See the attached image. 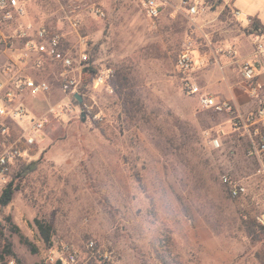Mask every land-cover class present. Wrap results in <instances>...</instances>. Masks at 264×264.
I'll return each instance as SVG.
<instances>
[{
    "label": "rangeland",
    "instance_id": "obj_1",
    "mask_svg": "<svg viewBox=\"0 0 264 264\" xmlns=\"http://www.w3.org/2000/svg\"><path fill=\"white\" fill-rule=\"evenodd\" d=\"M20 1L25 14L1 27L5 33L21 24H45L74 55L88 53L86 67L109 70L110 76L95 88L96 72L77 71L80 103L62 89L59 63L47 60L39 69L26 64L25 73L47 81L50 91L25 93L21 103L30 116L48 122L29 155L0 177V193L10 181L17 186L0 209V252L5 239L13 252L0 264H49L52 249L83 246L89 239L109 252L103 264H264V229L250 233L246 227L248 220L259 224L264 211V175L230 116L202 106L184 85L186 76L201 87L208 80L219 83L212 89L227 99L229 81L249 110L264 100V73L256 97L238 67L253 50L243 25L257 13L264 22V0H237L239 22L211 10L193 21L178 0H164L156 18L146 14L143 0ZM188 44L196 65L183 73L177 58ZM11 45L0 43V66L7 64ZM230 48L235 62L227 56ZM120 72L129 79L127 109L113 85ZM8 124L10 141L31 130L29 121ZM35 160L38 168L20 177V167ZM223 174L243 181L246 192L232 197ZM35 219L53 226L52 245L44 242Z\"/></svg>",
    "mask_w": 264,
    "mask_h": 264
},
{
    "label": "built area",
    "instance_id": "obj_2",
    "mask_svg": "<svg viewBox=\"0 0 264 264\" xmlns=\"http://www.w3.org/2000/svg\"><path fill=\"white\" fill-rule=\"evenodd\" d=\"M164 0H143L146 14L151 18L159 17L163 9ZM178 8L190 18L195 20L207 11H218L219 15L227 10L228 15L239 22L241 12L232 6L228 0H178ZM101 16L105 12L101 9L94 10ZM25 14V8L20 0H0V43H8L15 46L17 41L18 53L12 56L4 66L7 77L0 78V177L7 175L12 165L29 155V151L36 143V133L41 131L48 117L34 118L29 115L28 109L21 103V96L25 93L31 95L45 94L50 91V84L45 80H38L31 77L24 71L16 69V62H33L36 68H43L47 60H52L63 66L64 71L60 73L62 89L70 92L74 98L75 93L79 94L78 87L81 83L77 71L80 73L88 65L89 55L84 50L77 55L65 48L62 36L45 24H21L14 28L12 34L3 31V26L11 25V22L18 20ZM79 20L75 18L72 22L77 26ZM252 17H247L246 24L252 37L253 50L249 58L239 62L243 84L250 95L258 97L262 89L261 75L264 73V29L252 26ZM2 27V28H1ZM13 29V28H12ZM236 52L231 48L227 50V56L236 60ZM196 60L193 55L192 46L188 44L183 48L177 58V68L183 73H190L195 69ZM110 71L96 72L92 77V84L95 88L107 83ZM184 85L189 94L197 95L200 104L216 112L228 114L232 127L239 132L246 142L248 156L257 162V172L264 175V100L258 99L256 108L246 112L240 111L229 99L218 98L206 91L199 83L190 76L184 78ZM81 96V95H80ZM29 121L31 130L28 134L15 141H10L11 127L9 122ZM221 180L227 187L232 197H238L246 192V184L243 181L223 174ZM259 224L264 226V211L257 216ZM49 264H103L110 259V254L104 250L95 239L87 240L83 246L70 243H62L59 248L51 250ZM8 264H16L10 260Z\"/></svg>",
    "mask_w": 264,
    "mask_h": 264
},
{
    "label": "trees",
    "instance_id": "obj_3",
    "mask_svg": "<svg viewBox=\"0 0 264 264\" xmlns=\"http://www.w3.org/2000/svg\"><path fill=\"white\" fill-rule=\"evenodd\" d=\"M227 15H228L227 10H224L220 14V17L226 18ZM251 17L253 20L252 22L253 27L255 28L262 27L264 29V25L261 23L258 17L256 16H251ZM85 71H89L88 73L89 75H92L93 73L96 72V70L92 66H87L85 68ZM118 77L119 79L113 85L116 91L120 94V96L123 97V107L127 109L128 102H129L130 95H131L130 94L131 92L128 89L129 79L127 75L121 72L119 73ZM39 162H40L39 160H35V161L30 162L29 164L22 165L19 170V176L25 177L29 173L35 171L38 168ZM16 189H17V186L14 184L13 181L8 182L2 188V191L0 193V209L1 210L3 209V207L7 206L12 201ZM35 224L44 242L52 245V237H53V231H54L53 226L47 223L46 221H43L40 219H35ZM246 227L250 233L257 232L259 228L264 229L263 225L256 224L254 221L252 222V220H248L246 222ZM14 229L19 232V229L17 227L14 226ZM20 237L23 243H25L32 252L38 251L37 246L32 241H30L26 236L21 234ZM6 254H13V252L11 250V243L5 239L3 250L2 252H0V261L2 263L5 259ZM55 264H59V262Z\"/></svg>",
    "mask_w": 264,
    "mask_h": 264
},
{
    "label": "crops",
    "instance_id": "obj_4",
    "mask_svg": "<svg viewBox=\"0 0 264 264\" xmlns=\"http://www.w3.org/2000/svg\"><path fill=\"white\" fill-rule=\"evenodd\" d=\"M228 2H230V4L232 5V6H234L235 8H238V6H237V0H228ZM251 16H256V17H258L259 19H260V21H261V23L264 25V22H263V19H262V17L260 16V14L259 13H257V14H253V15H251ZM251 16H248V17H251ZM231 18V16L230 15H227V17L226 18ZM241 17H242V13H241ZM233 19V18H232ZM18 48L17 47H15V46H11L8 50H6L7 52L8 51H10V52H8V54H9V60L11 59V57L13 56H16V54L18 53V51L19 50H17ZM244 59V58H243ZM9 60H8V62H9ZM16 66V69H19V70H21V71H24L25 72V66H26V63H21V62H16V64H15ZM0 70H1V72L3 73V77H0V78H6L7 77V74H6V72L4 71V66H0ZM0 72V73H1ZM226 78V77H225ZM227 82V84H228V89L230 90V96H229V98L228 97H225V98H227V99H229V100H231L235 105H236V107L240 110V111H242L241 109H244L243 110V112H246V111H248L250 108H251V105H250V103L248 102V101H245V99L240 95V94H237L236 92H234V91H232L231 89H233V87L235 86V85H232L229 81H226ZM219 83H215V84H213L211 81H207V83H206V85H205V87H202L203 88V90L204 91H206V92H208V93H210V94H212V95H214V96H217V95H221V93L220 92H215L212 88L214 87V86H216V85H218ZM221 97V96H220Z\"/></svg>",
    "mask_w": 264,
    "mask_h": 264
},
{
    "label": "water",
    "instance_id": "obj_5",
    "mask_svg": "<svg viewBox=\"0 0 264 264\" xmlns=\"http://www.w3.org/2000/svg\"><path fill=\"white\" fill-rule=\"evenodd\" d=\"M75 97L80 103L82 102L83 98H82V96H80V94L75 93Z\"/></svg>",
    "mask_w": 264,
    "mask_h": 264
}]
</instances>
